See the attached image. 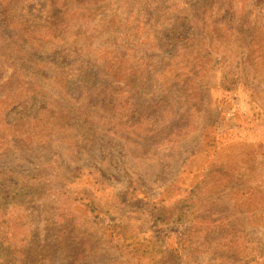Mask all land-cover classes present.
<instances>
[{"label": "rangeland", "instance_id": "374dc122", "mask_svg": "<svg viewBox=\"0 0 264 264\" xmlns=\"http://www.w3.org/2000/svg\"><path fill=\"white\" fill-rule=\"evenodd\" d=\"M50 2L0 0V264H264V0Z\"/></svg>", "mask_w": 264, "mask_h": 264}, {"label": "trees", "instance_id": "16d2710c", "mask_svg": "<svg viewBox=\"0 0 264 264\" xmlns=\"http://www.w3.org/2000/svg\"><path fill=\"white\" fill-rule=\"evenodd\" d=\"M69 0H51L50 5L48 6V10L47 13L50 16V32L48 35H50L51 38L57 37L60 38L62 36L63 32H60L62 29L65 30L64 25H65V18L66 16H68L69 12L71 11L70 9H68V3ZM72 10H75V8H73ZM79 11V9H76V13ZM5 17H9L8 15H6ZM14 18V17H13ZM15 20L17 19H10L8 23H14V28L15 29H20V31H31L32 29V25L29 26H19L17 23H15ZM6 24V25H7ZM36 28V27H35ZM26 34V33H25ZM84 69V76H86V80H84L85 82H88L91 84V86L97 81V74L91 72L89 69V66H82L81 69ZM100 88H102V85L100 86ZM105 100L108 99V97L106 96L104 98Z\"/></svg>", "mask_w": 264, "mask_h": 264}]
</instances>
